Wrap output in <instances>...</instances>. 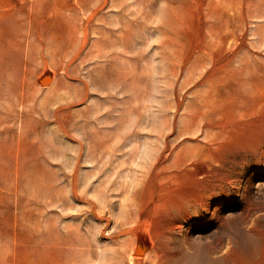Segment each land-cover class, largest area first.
Returning <instances> with one entry per match:
<instances>
[{
  "label": "rangeland",
  "instance_id": "obj_1",
  "mask_svg": "<svg viewBox=\"0 0 264 264\" xmlns=\"http://www.w3.org/2000/svg\"><path fill=\"white\" fill-rule=\"evenodd\" d=\"M140 1L0 0V264H264V0Z\"/></svg>",
  "mask_w": 264,
  "mask_h": 264
},
{
  "label": "bare ground",
  "instance_id": "obj_2",
  "mask_svg": "<svg viewBox=\"0 0 264 264\" xmlns=\"http://www.w3.org/2000/svg\"><path fill=\"white\" fill-rule=\"evenodd\" d=\"M124 0H120L119 2L117 1V0H75V3L77 4V7H78V12H76V11H74V12H72L71 14H70V26H69V28H68V30H67V35H68V42L67 43H64V44H68V45H72V46H76V47H78V49L80 50V53H81V51L85 48V46H87V45H89V43H92V41H95V45H96V49H97V47L98 46H100V47H103V46H105L106 44H109V45H112L113 46V44H115V43H117V40H114V42H111V36H110V32L111 31H109V30H106V29H104L105 28V25L107 24H105L104 25V23H105V18L103 19V15L101 16V13H102V11L106 8V7H113V8H117L118 10L117 11H115L116 13H117V15L116 16H118L119 14H121V15H123V14H125L124 12L125 11H127V13L130 11L128 8H127V3L125 2ZM128 2H130V1H128ZM126 4V5H125ZM141 4V1L140 0H133V3H129V5H128V7H133L134 6V8H136V6H139ZM126 7V8H125ZM78 14H81V15H84L85 16V18H82V19H80V17H79V15ZM109 18V17H108ZM112 19V18H111ZM110 19V20H111ZM116 21H117V19H116ZM97 23H101V24H97ZM115 24V23H114ZM116 25V24H115ZM107 27V26H106ZM167 27H168V29L170 30V33H172V27L171 26H169L168 24H167ZM121 29H122V27L121 28H119L118 30H119V32L120 33H122L121 32ZM155 29L160 33V34H162V35H164L165 36V32L162 30V29H160V28H158V27H155ZM177 29V28H176ZM111 30V29H110ZM126 31V30H125ZM124 32V31H123ZM91 33H92V35H94V34H98L100 37H102V39L100 38H98V40L96 39H94V40H92L91 41V38H90V36H91ZM125 33H127V31L125 32ZM96 34V35H97ZM122 34H124V33H122ZM177 34V33H176ZM79 36H80V38H79ZM131 36V33H129V35H127V37L129 38ZM94 37V36H93ZM98 37V36H97ZM119 38L120 39H122V37L119 35ZM166 38H167V40L168 41H170V42H172V39H171V37H170V35L168 34L167 36H166ZM97 41V42H96ZM121 43H123V41H120V43L119 44H121ZM164 44H167V45H169V43H167L166 42V39H165V37H164ZM115 46V45H114ZM121 47H122V45H120ZM93 47V46H92ZM120 51H121V49H120ZM62 55H64V56H66V57H68L69 55H70V57H71V61H77L78 59H79V57H80V54H79V52L78 51H72V50H70L69 48H68V46L66 47V48H63L62 49ZM123 55V54H122ZM116 56V55H115ZM80 62H81V60H79ZM79 63V62H78ZM81 65V64H80ZM72 73H66V76H68L69 78H71L72 79ZM88 75V74H87ZM76 76V75H75ZM78 76V75H77ZM90 76H92V75H90ZM93 78V77H92ZM92 78H90L89 80H90V82L89 83H91L92 85H94V84H96V83H94L93 81L94 80H92ZM74 79V78H73ZM45 82H47V79H43L42 81H41V83H45ZM80 82V81H79ZM82 83V82H81ZM88 83V84H89ZM64 84V83H63ZM74 86V85H73ZM72 87V86H71ZM77 87V86H76ZM84 87H85V89H86V91H87V84L86 83H84ZM78 89V88H77ZM82 89V88H81ZM79 90V89H78ZM80 92V91H79ZM78 93V92H77ZM81 93H82V90H81ZM86 93V92H85ZM79 94V93H78ZM76 96H79V95H76ZM75 96V97H76ZM81 96V95H80ZM87 97V96H86ZM85 97V98H86ZM74 98V97H73ZM79 100V99H78ZM80 101V100H79ZM87 101V100H86ZM68 104V103H67ZM70 104V103H69ZM74 104V103H73ZM72 104V105H73ZM65 105H63V106H60V108H57V109H54V115L57 117V115H59V114H61V112L63 111V110H65ZM68 109V108H67ZM67 112H68V110H67ZM66 112V113H67ZM62 115V114H61ZM61 115H60V118H62L61 117ZM70 115V114H69ZM70 117H71V115H70ZM69 117V118H70ZM123 119V118H122ZM61 120V119H60ZM61 121H63V120H61ZM73 121H75V120H73ZM66 122V121H65ZM60 129H61V131L64 133V134H66V135H68V131L65 129V126H62V125H60ZM86 141V140H85ZM80 145H81V143H79ZM90 144V143H89ZM91 146V145H90ZM103 147H105L104 145H102ZM107 144H106V147H105V150H106V148H107ZM95 147V146H94ZM91 148V147H90ZM109 148V147H108ZM95 149V148H94ZM104 149V148H103ZM93 150V149H92ZM96 150V149H95ZM93 152V151H92ZM106 152V151H105ZM97 153V152H96ZM94 154V153H92V154H94L95 156L97 155V154ZM108 153H110V152H108ZM91 154V155H92ZM94 155H93V158H94ZM98 156V155H97ZM95 159H96V157H95ZM94 160V159H93ZM54 172V171H53ZM74 172V171H73ZM55 173V172H54ZM76 175V174H75ZM75 178V177H74ZM73 188V187H72ZM73 194L75 195V191H73ZM42 197V196H41ZM39 199V198H38ZM37 199V201L38 202H41V200L39 201ZM36 201V202H37ZM37 202V203H38ZM94 206H92V212H95V210H94ZM124 209H128L127 208V206H124ZM38 210V209H37ZM36 210V211H37ZM42 212V211H41ZM37 215V214H36ZM39 215H40V213H39ZM38 215V216H39ZM94 215V214H93ZM44 216V215H43ZM95 216V215H94ZM95 217H97V216H95ZM97 218H99V217H97ZM129 220H131V218L129 219ZM74 227H75V225H73ZM47 228H48V226L46 227V230H47ZM66 228V227H65ZM76 228H77V226H76ZM80 229V228H79ZM78 229V230H79ZM41 232V231H40ZM66 234L65 235H63V237H58L56 234H55V236L52 238V240H51V243L54 245V246H56L59 242H62V243H64V244H70L71 243V236L72 235H70V234H73V235H75V237L77 238V239H80V237H78V235H77V230H73V231H67V232H65ZM79 233H80V230H79ZM41 234H42V232H41ZM60 235V234H59ZM41 238H42V240L41 241H43L44 243H48L49 241V239H48V236H47V234H45V233H43V235L41 236ZM40 241V242H41ZM145 246L144 245H140V244H138V245H136L134 248H133V254L131 255V259L132 258H136L138 261L139 260H143V261H145L146 260V256H145V254H146V251H145ZM86 254H88V253H86V249L83 247V244H80L79 246H77L76 248H74V251H73V260H72V262H69L68 264H86L87 263V261H88V259L87 258H85V255Z\"/></svg>",
  "mask_w": 264,
  "mask_h": 264
}]
</instances>
